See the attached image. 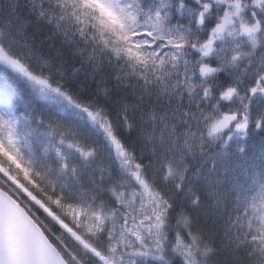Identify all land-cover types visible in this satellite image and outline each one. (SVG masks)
Here are the masks:
<instances>
[{
  "label": "snow or ice",
  "instance_id": "snow-or-ice-1",
  "mask_svg": "<svg viewBox=\"0 0 264 264\" xmlns=\"http://www.w3.org/2000/svg\"><path fill=\"white\" fill-rule=\"evenodd\" d=\"M0 264H264V0H0Z\"/></svg>",
  "mask_w": 264,
  "mask_h": 264
}]
</instances>
